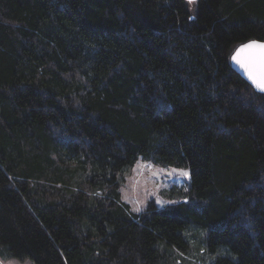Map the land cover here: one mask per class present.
<instances>
[{
	"label": "trees",
	"instance_id": "16d2710c",
	"mask_svg": "<svg viewBox=\"0 0 264 264\" xmlns=\"http://www.w3.org/2000/svg\"><path fill=\"white\" fill-rule=\"evenodd\" d=\"M249 41L264 0H0V258L264 264V93L231 66ZM139 160L190 188L133 210Z\"/></svg>",
	"mask_w": 264,
	"mask_h": 264
},
{
	"label": "rangeland",
	"instance_id": "374dc122",
	"mask_svg": "<svg viewBox=\"0 0 264 264\" xmlns=\"http://www.w3.org/2000/svg\"><path fill=\"white\" fill-rule=\"evenodd\" d=\"M187 173V175H185ZM190 188V173L187 168L156 166L150 162L139 160L133 168V171L125 186L122 188L123 200L128 203L135 211H140L150 203H156L163 207L170 201L166 195H169L171 189ZM167 192V193H166ZM202 229H196L194 239L191 240V248L200 246ZM182 256H186L180 252ZM0 264H34L31 260L2 259ZM181 264H188L183 263Z\"/></svg>",
	"mask_w": 264,
	"mask_h": 264
},
{
	"label": "water",
	"instance_id": "95a60500",
	"mask_svg": "<svg viewBox=\"0 0 264 264\" xmlns=\"http://www.w3.org/2000/svg\"><path fill=\"white\" fill-rule=\"evenodd\" d=\"M187 2H198L199 0H186ZM249 41L247 43H244L240 45L235 52L231 56V66L232 69L238 73L255 91L264 93V89L257 86V83L255 81H260L262 77H264V57L260 55V52L258 49H246L243 52L239 53V59L244 61L246 67H242L241 64H238L233 57L237 56V52L239 49L249 44ZM257 43H264V41H255Z\"/></svg>",
	"mask_w": 264,
	"mask_h": 264
},
{
	"label": "snow or ice",
	"instance_id": "6c2138e0",
	"mask_svg": "<svg viewBox=\"0 0 264 264\" xmlns=\"http://www.w3.org/2000/svg\"><path fill=\"white\" fill-rule=\"evenodd\" d=\"M246 49H258L260 55L264 57V43H257L255 41L250 42L249 44L242 46L237 52V56L233 57V59H235L238 64H241L242 67H246V65L244 61L240 60L238 57L239 53L245 51ZM254 82L257 83L258 87L264 89V77H262L260 81L254 80ZM185 175H187V173H185Z\"/></svg>",
	"mask_w": 264,
	"mask_h": 264
}]
</instances>
